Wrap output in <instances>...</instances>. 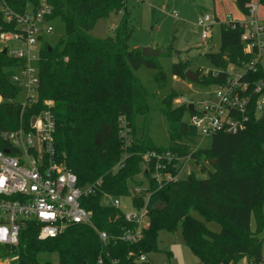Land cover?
Here are the masks:
<instances>
[{"label":"trees","instance_id":"trees-1","mask_svg":"<svg viewBox=\"0 0 264 264\" xmlns=\"http://www.w3.org/2000/svg\"><path fill=\"white\" fill-rule=\"evenodd\" d=\"M26 1L8 0L12 8L20 11ZM47 1L54 18L64 25L63 35L41 47L38 63L39 102H52L54 156L76 174L78 184L100 180L99 191L81 200L91 212L97 229L111 236L131 226L124 221L119 208L102 203L103 194H133L135 207L146 203L149 225L136 243L110 238L102 244L96 231L86 224H74L54 238L38 239L39 226L29 220L20 229L16 245L0 244V259L15 257L13 264H94L101 256L102 264H134L140 253L156 248L159 230L180 228L185 244L200 264H234L241 258L247 264H261L264 261V235H259L264 231V111L255 115L251 109L243 130L216 133L207 138L203 150L193 151L197 133L183 120L188 108L185 104L172 106L174 96L168 95L161 100L160 111L167 122L169 146L161 149L144 137L136 139L134 116L146 113L147 106L146 91L133 69L141 65L154 68L153 78L158 86L166 83V77L156 57H145L141 49L127 47L132 31L126 0ZM233 1L245 16V4L249 0ZM258 1L264 5V0ZM120 11L122 15L112 35L97 37L91 33L99 19ZM9 28L12 25L0 14V29ZM242 31L239 25L221 23L219 49L206 53L218 66V74H204L196 68L195 81L221 83L230 65L240 66L251 60L252 54L243 51ZM162 53L170 55L169 51ZM188 61L173 62V75L186 78ZM19 63L17 58L0 52V131L15 128L20 122L26 124L34 112L26 107L20 116V103L15 99L20 88L10 79V67ZM247 77L253 82L264 81L260 63ZM122 115L131 128L132 141L126 148L122 166L115 168L122 156L117 134L118 118ZM2 147L4 142L0 138ZM149 151L190 154L196 163L204 153L212 169L205 178H196L191 172L184 179L157 182L150 174L153 160L148 162L147 170L141 166L142 155ZM181 167L170 170L176 173ZM139 173L146 183L135 178ZM193 211L206 220L218 221L220 231H210L193 216Z\"/></svg>","mask_w":264,"mask_h":264},{"label":"built area","instance_id":"built-area-1","mask_svg":"<svg viewBox=\"0 0 264 264\" xmlns=\"http://www.w3.org/2000/svg\"><path fill=\"white\" fill-rule=\"evenodd\" d=\"M245 6L247 14L240 20L226 16L220 22L208 14L198 17L197 26L203 39L215 23L241 26L243 51L252 54L248 63L230 65L225 80L213 84L217 88L207 94L205 101L195 102L189 97H179L180 104H192L187 112V123L195 129L200 139L219 132H239L246 127L251 109L255 115L264 111V81L253 82L247 77L248 72L256 70L264 56V24L258 17V0H249ZM0 14L12 25V28L0 29V40L20 42L18 48L6 49L7 55L20 61L10 67L11 81L25 91L24 101L19 102L20 116L26 107L34 109L26 124L20 122L15 128L0 131V138L4 142V147L0 148V244L16 245L20 229L29 220L39 226L38 239L54 238L74 224H86L96 231L102 244H106L110 238L128 243L138 242L149 225L146 203L135 207L131 198L133 207L125 211L120 207L122 196L103 194L102 203L119 208L124 221L131 224L117 234L108 235L95 227L91 212L81 204L83 198L99 191L100 180L78 184L76 174L54 156L52 102L45 100L41 104L38 98L40 49L52 39L55 30L53 22L57 20L53 16L52 6L47 0H38L37 3L28 0L20 11L12 8L8 0H0ZM209 72L218 74V70L203 71L204 74ZM253 99L255 101L251 107ZM130 130L125 116H119L117 134L122 156L115 168L121 167L126 157V148L132 141ZM142 158L144 168L153 160L150 174L157 182L174 181L178 179L179 171L173 173L170 168L183 166L190 154L178 156L170 151H149ZM138 190V187L134 189L135 192ZM102 263L101 256L94 262ZM134 264L155 263L147 253H140L134 259Z\"/></svg>","mask_w":264,"mask_h":264},{"label":"rangeland","instance_id":"rangeland-1","mask_svg":"<svg viewBox=\"0 0 264 264\" xmlns=\"http://www.w3.org/2000/svg\"><path fill=\"white\" fill-rule=\"evenodd\" d=\"M126 10L128 12V25L132 31V36L127 42L129 49L148 47L158 49L162 52L169 51L170 55L160 53L157 58L166 77V83L158 86L154 80L155 69L141 65L133 69V74L143 85L146 91V113H137L134 116V137L139 139L144 137L154 146L161 149L169 146L167 134V122L161 114L160 102L168 95H172V106H180L179 97L185 96L192 101L201 102L207 99V94L216 90L213 84H204L200 79L195 81L189 78H180L173 75L171 66L178 60L188 61L185 69L193 72L196 68L204 70H217L218 66L206 54L214 52L220 46L221 23L229 16L230 18L240 17V8L233 0H126ZM204 14L215 16L220 22L215 23L206 38L200 35V28L197 26L198 17ZM122 15L111 12L107 17L97 21L91 33L97 37L112 35L113 28L117 25ZM258 17L264 24V5L258 6ZM55 27L52 35V42L64 33V25L59 20H54ZM20 42L16 40L3 42L0 40V52L6 48L8 51L16 49ZM261 66L264 70V56L261 59ZM25 91L19 90L15 99L24 101ZM2 97L0 96V101ZM189 114L183 115V120L188 122ZM131 132V130H130ZM207 145V138L200 139L197 136L196 143L192 150ZM142 159L141 166L144 168ZM205 166L206 170L200 167ZM212 169L211 163L204 153L200 155L196 163L193 158H188L180 168L177 177L184 179L189 173H193L196 178H205L208 170ZM137 180L146 183V179L141 173L135 176ZM122 196L120 207L122 210L132 209L131 197ZM264 208V205H263ZM264 211V209H263ZM193 216L204 222L205 226L213 232H219L221 224L215 220H206L196 211ZM252 229L255 225L251 223ZM264 235V231L260 232ZM148 258L155 264H200L197 258L185 244L180 228L174 231L161 229L156 235V248L147 252ZM12 258L0 259V264H13ZM234 264H247L245 258L239 259ZM264 264V261L261 263Z\"/></svg>","mask_w":264,"mask_h":264},{"label":"water","instance_id":"water-1","mask_svg":"<svg viewBox=\"0 0 264 264\" xmlns=\"http://www.w3.org/2000/svg\"><path fill=\"white\" fill-rule=\"evenodd\" d=\"M1 52H2V54H5L6 53V48H4ZM141 52H142L143 56H145V57H153V56L159 55L162 51H160L158 49H151V48H148V47H144V48L141 49ZM185 75L191 80H195L196 79V76L193 74V72H191L189 70L185 71ZM187 108L191 109L192 108V104L191 103L188 104Z\"/></svg>","mask_w":264,"mask_h":264},{"label":"crops","instance_id":"crops-1","mask_svg":"<svg viewBox=\"0 0 264 264\" xmlns=\"http://www.w3.org/2000/svg\"><path fill=\"white\" fill-rule=\"evenodd\" d=\"M241 15L242 16H240V17H236V18H233V19H235V20H240V19H242L243 17H244V14L243 13H241ZM162 53V52H161ZM260 65H261V60H260Z\"/></svg>","mask_w":264,"mask_h":264}]
</instances>
